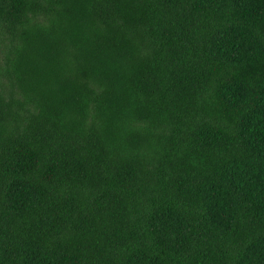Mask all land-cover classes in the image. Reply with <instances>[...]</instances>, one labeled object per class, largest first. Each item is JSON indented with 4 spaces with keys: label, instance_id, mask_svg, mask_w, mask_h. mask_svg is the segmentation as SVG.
Returning <instances> with one entry per match:
<instances>
[{
    "label": "trees",
    "instance_id": "trees-1",
    "mask_svg": "<svg viewBox=\"0 0 264 264\" xmlns=\"http://www.w3.org/2000/svg\"><path fill=\"white\" fill-rule=\"evenodd\" d=\"M0 264H264V0H0Z\"/></svg>",
    "mask_w": 264,
    "mask_h": 264
}]
</instances>
